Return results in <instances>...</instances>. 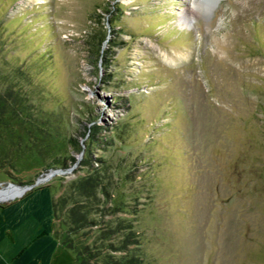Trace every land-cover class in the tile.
I'll list each match as a JSON object with an SVG mask.
<instances>
[{
  "label": "rangeland",
  "instance_id": "rangeland-1",
  "mask_svg": "<svg viewBox=\"0 0 264 264\" xmlns=\"http://www.w3.org/2000/svg\"><path fill=\"white\" fill-rule=\"evenodd\" d=\"M42 176L91 264H264V0H0V187Z\"/></svg>",
  "mask_w": 264,
  "mask_h": 264
},
{
  "label": "crops",
  "instance_id": "crops-1",
  "mask_svg": "<svg viewBox=\"0 0 264 264\" xmlns=\"http://www.w3.org/2000/svg\"><path fill=\"white\" fill-rule=\"evenodd\" d=\"M50 185L0 201V264H56L61 246L55 232Z\"/></svg>",
  "mask_w": 264,
  "mask_h": 264
},
{
  "label": "trees",
  "instance_id": "trees-1",
  "mask_svg": "<svg viewBox=\"0 0 264 264\" xmlns=\"http://www.w3.org/2000/svg\"><path fill=\"white\" fill-rule=\"evenodd\" d=\"M53 206H54V216L57 217V201L53 199ZM56 232V231H55ZM57 234V232H56ZM70 231H66L64 233L57 234L59 240L66 246L73 248L77 253V258L80 261L81 264H91L88 260L87 256H85L84 252L82 250H78L74 242L72 241L71 237L69 236ZM124 264V263H123ZM130 264H141L140 261L133 259Z\"/></svg>",
  "mask_w": 264,
  "mask_h": 264
},
{
  "label": "water",
  "instance_id": "water-1",
  "mask_svg": "<svg viewBox=\"0 0 264 264\" xmlns=\"http://www.w3.org/2000/svg\"><path fill=\"white\" fill-rule=\"evenodd\" d=\"M53 170H54V171H56V170H59V171H60V170H62V168H56V169H53ZM45 178H46V176H42V177H39L35 182H33V183H26V184H18V183H15V182H13V181H9L7 185H5V186H1L0 189L3 188V187H7V186H9V185H11V184L20 185V186L23 187V190H22V192L20 193V194H22L27 188H29V187L35 185L36 183H38V182L41 181V180H44ZM20 194H18V195H20ZM16 195H17V194H16ZM14 196H15V195H14ZM14 196H9V197H7V198H12V197H14ZM7 198H0V199H7Z\"/></svg>",
  "mask_w": 264,
  "mask_h": 264
},
{
  "label": "bare ground",
  "instance_id": "bare-ground-1",
  "mask_svg": "<svg viewBox=\"0 0 264 264\" xmlns=\"http://www.w3.org/2000/svg\"><path fill=\"white\" fill-rule=\"evenodd\" d=\"M191 13L194 14V15L197 14V12H196L194 9L191 10ZM14 185H15V184H13L12 186H14ZM18 186H20V185H18ZM8 187H9V186H8ZM20 187H22V186H20ZM22 188H23V187H22ZM1 190H4V189L1 188L0 191H1Z\"/></svg>",
  "mask_w": 264,
  "mask_h": 264
}]
</instances>
